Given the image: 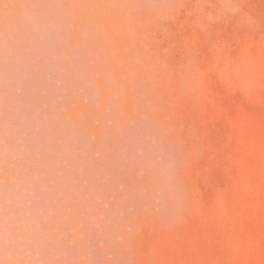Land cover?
<instances>
[{
    "label": "bare ground",
    "instance_id": "obj_1",
    "mask_svg": "<svg viewBox=\"0 0 264 264\" xmlns=\"http://www.w3.org/2000/svg\"><path fill=\"white\" fill-rule=\"evenodd\" d=\"M131 7L0 0V264H124L133 219L177 206L151 120L109 81Z\"/></svg>",
    "mask_w": 264,
    "mask_h": 264
},
{
    "label": "rangeland",
    "instance_id": "obj_2",
    "mask_svg": "<svg viewBox=\"0 0 264 264\" xmlns=\"http://www.w3.org/2000/svg\"><path fill=\"white\" fill-rule=\"evenodd\" d=\"M128 2L109 81L151 120L181 199L133 219L123 263L264 264V0Z\"/></svg>",
    "mask_w": 264,
    "mask_h": 264
}]
</instances>
